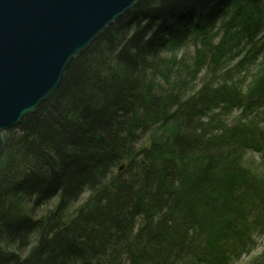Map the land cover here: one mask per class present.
Listing matches in <instances>:
<instances>
[{"label": "trees", "instance_id": "1", "mask_svg": "<svg viewBox=\"0 0 264 264\" xmlns=\"http://www.w3.org/2000/svg\"><path fill=\"white\" fill-rule=\"evenodd\" d=\"M188 39L185 95L187 59L156 65ZM261 214L264 0L137 1L3 134L0 264H225Z\"/></svg>", "mask_w": 264, "mask_h": 264}, {"label": "water", "instance_id": "2", "mask_svg": "<svg viewBox=\"0 0 264 264\" xmlns=\"http://www.w3.org/2000/svg\"><path fill=\"white\" fill-rule=\"evenodd\" d=\"M136 1L0 0V153L1 133L33 113Z\"/></svg>", "mask_w": 264, "mask_h": 264}, {"label": "rangeland", "instance_id": "3", "mask_svg": "<svg viewBox=\"0 0 264 264\" xmlns=\"http://www.w3.org/2000/svg\"><path fill=\"white\" fill-rule=\"evenodd\" d=\"M260 2H262V1H260ZM134 5H135V3L132 5V7ZM218 39H219L218 37L214 38L212 40L211 44L215 45L218 42ZM199 46H201V45L199 44ZM195 51H196V46H194L193 41L188 39L181 47L175 49L174 51H166V52L160 53L159 54V61L160 62L156 65L158 67V69L162 70L165 68L162 67L160 64L165 59H169V61L167 60L166 67H167V64L170 62V58H172V57H174L176 61H179L182 58L187 59L184 64L186 66H188V68L186 67L185 70L180 68L179 73L175 76V77H177L179 83L181 81V83L185 82V84H187V86H185V87H187L185 90L182 88V90L184 91L183 93L185 95L191 94L194 91L199 90L201 88V85L203 86L205 82L207 83L206 78L211 73V72H208V69H207L206 64H205V60H202V67L199 69H197V67H195V65H193V61H194V57H195ZM224 55L229 56L227 53ZM223 59H226V58H223ZM237 60H238L237 58H234V60L231 62L223 60L220 64H218L219 68H222V66H225V70L229 69L230 67L232 68V66L235 65ZM180 73L182 76L181 78H180ZM253 73H255V71ZM217 76H218V72L216 73V77ZM147 79H148V81L150 79L149 73H147ZM157 81L159 83L162 82L160 78H157ZM251 82H252V80H250V83ZM181 83H180V87H181ZM238 113H239V111L234 112L232 117H236ZM4 132H6V131H3L1 133V140H2L1 148L3 145V134H4ZM249 154L252 155L255 159L257 158L256 154L252 151L246 153L245 154L246 156L244 155V158L247 156H250ZM86 199H87V195L84 194L81 197V199L75 203V206L80 205ZM51 207L53 209V206H46V207L37 209L35 212V216L42 215L41 217L44 218ZM72 211L73 210L70 209L69 211L66 212L67 214L65 213L67 215V218H65L66 222H68L72 218V215H73ZM263 216H264V214H261V216L259 218V220L262 219V223H264V217ZM254 232H257V229ZM254 237L252 238L253 242L247 240L248 248H244V250H245L244 253L238 259L230 258L227 262H225V264H261V260L259 258L261 257L260 253L262 251L264 252V236L260 235V234H255ZM242 247H243V245L240 246V248H242Z\"/></svg>", "mask_w": 264, "mask_h": 264}, {"label": "bare ground", "instance_id": "4", "mask_svg": "<svg viewBox=\"0 0 264 264\" xmlns=\"http://www.w3.org/2000/svg\"><path fill=\"white\" fill-rule=\"evenodd\" d=\"M137 1H139V0H137ZM137 1H136V2H137ZM136 2H135V3H136ZM112 25H113V24H112ZM112 25H111V26H112ZM108 28H109V27H108Z\"/></svg>", "mask_w": 264, "mask_h": 264}]
</instances>
